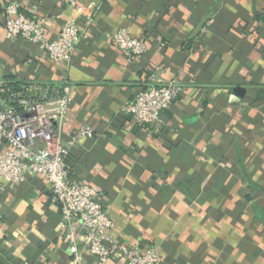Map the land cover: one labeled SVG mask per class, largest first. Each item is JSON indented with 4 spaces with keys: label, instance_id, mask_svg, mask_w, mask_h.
Instances as JSON below:
<instances>
[{
    "label": "crops",
    "instance_id": "obj_1",
    "mask_svg": "<svg viewBox=\"0 0 264 264\" xmlns=\"http://www.w3.org/2000/svg\"><path fill=\"white\" fill-rule=\"evenodd\" d=\"M12 2L44 18L51 39L94 13L69 67L7 38ZM122 28L146 40L141 58L114 46ZM8 78L33 98L69 84L63 139L94 130L70 150V179L97 187L115 238L155 246L159 264H264V0H0V91ZM172 81L184 90L162 122L138 126L126 112L135 95ZM0 199V264H70L47 181ZM75 231L84 264H97Z\"/></svg>",
    "mask_w": 264,
    "mask_h": 264
},
{
    "label": "built area",
    "instance_id": "obj_2",
    "mask_svg": "<svg viewBox=\"0 0 264 264\" xmlns=\"http://www.w3.org/2000/svg\"><path fill=\"white\" fill-rule=\"evenodd\" d=\"M4 29L8 39H22L41 45L50 60L69 67L80 42L87 36L94 13L86 17L85 27L76 22L65 23L51 39L45 19L31 15L16 2L4 7ZM114 46L131 61L148 52L143 37L132 36L125 28L112 36ZM175 81L141 89L126 108L140 127H155L162 114L170 109L183 93ZM0 91V141L5 151L0 156V198L8 189H15L29 177H39L50 186L51 202L60 208L62 229L72 256L70 264H84L79 249L76 227L83 231L84 250L97 264H108L118 257L125 264H159L161 259L153 245L126 244L112 235L114 222L101 202L93 184L71 181L68 157L70 150L94 136L89 125H83L68 140L63 139L73 105L71 87L65 83L53 95L33 98L27 86L4 98ZM1 207V199H0Z\"/></svg>",
    "mask_w": 264,
    "mask_h": 264
},
{
    "label": "trees",
    "instance_id": "obj_3",
    "mask_svg": "<svg viewBox=\"0 0 264 264\" xmlns=\"http://www.w3.org/2000/svg\"><path fill=\"white\" fill-rule=\"evenodd\" d=\"M22 86H26L24 84L21 83H17L13 78H8L4 84V86L2 87V96L4 98H8L10 96V93H18L20 92ZM157 127V126H155ZM155 127H149V126H145L143 128H155ZM70 175V174H69Z\"/></svg>",
    "mask_w": 264,
    "mask_h": 264
},
{
    "label": "water",
    "instance_id": "obj_4",
    "mask_svg": "<svg viewBox=\"0 0 264 264\" xmlns=\"http://www.w3.org/2000/svg\"><path fill=\"white\" fill-rule=\"evenodd\" d=\"M236 94L238 95V96H240V97H243V90L242 89H240V88H238V89H236Z\"/></svg>",
    "mask_w": 264,
    "mask_h": 264
}]
</instances>
